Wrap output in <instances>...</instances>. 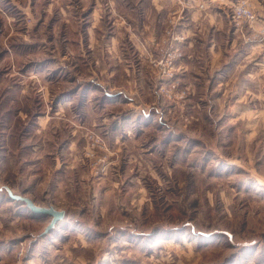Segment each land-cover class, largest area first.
Here are the masks:
<instances>
[{
	"label": "rangeland",
	"instance_id": "obj_1",
	"mask_svg": "<svg viewBox=\"0 0 264 264\" xmlns=\"http://www.w3.org/2000/svg\"><path fill=\"white\" fill-rule=\"evenodd\" d=\"M239 2H247L254 22L234 21L233 7ZM226 4L227 21L246 42L264 43V25L250 0H209L197 9L218 10ZM152 7V0H0V168H7V136L14 135L7 130V107L10 120L23 107L28 126L21 136L30 162L41 136L35 117L51 115L58 87L73 86L69 72L83 83L89 62L100 79L105 57L108 72H115L118 49L128 60L138 55L150 89L146 86L148 95L141 88L128 96L158 111H150L149 125L144 121L141 131L136 123L132 126V139L121 126L124 135L117 143L103 126L81 128L84 179L81 184L72 174V214L98 215L100 209L88 204L99 198L104 213L122 218L99 229L106 232L102 242L116 264H264V100L246 95L235 103L237 96L230 106L241 109L231 112L228 99L223 110L215 111L209 107L210 94L193 96L181 64L190 38L185 26L196 7L170 0L162 34L146 38L135 30L152 18ZM115 76L110 83H116ZM22 88L26 95L19 102ZM27 97L34 98L33 111ZM200 97L204 101L199 103ZM92 98L98 101L100 95ZM122 108L108 107L105 113L109 118ZM105 175L109 180L103 182ZM12 208L7 206V220ZM132 229L139 235H132ZM11 236L7 264H25L27 245L15 233Z\"/></svg>",
	"mask_w": 264,
	"mask_h": 264
},
{
	"label": "crops",
	"instance_id": "obj_2",
	"mask_svg": "<svg viewBox=\"0 0 264 264\" xmlns=\"http://www.w3.org/2000/svg\"><path fill=\"white\" fill-rule=\"evenodd\" d=\"M152 1L155 7L148 10L152 18L150 16L149 20H146L145 27L141 28L138 24L135 30L138 35L146 36V38L159 37L162 34L165 27L163 20L170 3V0H163L161 4H157V0ZM207 1L209 0H187L188 4L195 5L196 12L192 14L184 30L190 38L185 49V59L181 64L182 74L193 96L210 94L212 101L209 107L214 106L215 111L223 110L228 99L226 110L236 112L241 107L234 109L230 106V102L237 96L235 103L242 101L246 95H254L264 100V43H247L239 31L231 26V23L227 21L229 4L219 7L218 10L197 9V5ZM235 1L238 0H227L229 3ZM250 1L258 16L259 24L264 25V0ZM115 44L118 46V41H115ZM134 46L139 53L138 42L134 43ZM117 52L116 58L119 62L116 63L119 68L115 72H108L106 64L108 57L102 59L101 56V64L104 66L101 69L104 70H100V79L97 73L91 70L89 62L88 66L84 67L89 77L87 80L84 79L83 83L79 82L81 78L77 77V74L73 76L72 72H69V76L73 79V86L58 87V91L54 93V111L51 115L35 117L34 126L41 136L36 137L39 143L32 148L31 154L34 158L30 162L27 160L28 155L26 156L25 143L27 142L21 136L23 128L28 126L26 115L21 111L23 107L18 108V114L15 113L12 120L8 118L9 108L7 107V130L14 135L7 136V166L4 165L7 168H0V264H7V257H10V253L7 252L10 251L11 232L15 233L19 239L22 238L27 245L25 264H116L109 257L110 253L105 242H102L107 237L104 234L106 232L99 229L102 223L105 224L110 219L117 224L122 218L104 213L106 206L101 204L103 200L99 198L88 204L93 203L94 207L100 209L98 215L72 214L75 211L71 212L69 208H72L76 201L73 198L76 185L72 182V174L74 177L79 176L81 184L84 179L79 154L82 147L81 128L93 123L99 127L103 126L117 143L119 141L117 139H123L121 137L124 135L121 126L124 125L126 133L128 132L126 138L132 139V132L135 130L132 126L136 123L137 131H141L143 123L147 121L145 125H149L150 111H158L155 107L141 106L136 98L128 96L137 95V91L140 92L141 88L148 95L147 87L150 88L145 81L146 71L141 66L144 63L138 61V55L134 56L133 60L131 58L128 60L124 58V52L119 49ZM128 62H132V65H125ZM114 76L116 83H110L109 77L114 79ZM63 78L66 77H60V79ZM127 78H132V81L129 82ZM39 86L40 90L45 88L42 82ZM97 94L100 98L94 101L92 96ZM25 95L22 88L18 95L19 102H24ZM199 101H204V98L200 97L197 102ZM261 102L262 100L259 101L260 104ZM33 103L34 98L31 101V98L27 97L26 105L30 111L34 110ZM108 107L123 108L108 118L105 113ZM247 109L250 110L249 107ZM124 111L126 113L123 114ZM203 111L205 110L202 108L200 116ZM129 116L131 119L128 118ZM139 116H142V120ZM117 145L115 144L114 148H117ZM120 150L121 148H117L116 152ZM2 163L4 162H0ZM28 163H33L32 165L36 168H31L33 166ZM115 163L119 164L117 160ZM19 179L24 185L19 182ZM107 180L109 177L103 176L102 181ZM7 188L14 194L31 198L38 206H53L57 210L65 211V218L50 233L44 235V229L51 217L35 214L22 202L12 200ZM45 192H47L46 195ZM12 205L13 208L7 220V206ZM114 206L117 207V204ZM16 218L21 221L17 222ZM93 224H97L96 230L92 228ZM120 231L122 232V230L112 231V235ZM131 231L132 235L138 236L140 233L133 229Z\"/></svg>",
	"mask_w": 264,
	"mask_h": 264
},
{
	"label": "water",
	"instance_id": "obj_3",
	"mask_svg": "<svg viewBox=\"0 0 264 264\" xmlns=\"http://www.w3.org/2000/svg\"><path fill=\"white\" fill-rule=\"evenodd\" d=\"M6 190L12 200L22 202L31 212L38 215H46L51 217L49 224L44 229V235L50 233L56 227V225L65 218V211L57 210L53 206H38L31 198L14 194L9 188H7Z\"/></svg>",
	"mask_w": 264,
	"mask_h": 264
},
{
	"label": "built area",
	"instance_id": "obj_4",
	"mask_svg": "<svg viewBox=\"0 0 264 264\" xmlns=\"http://www.w3.org/2000/svg\"><path fill=\"white\" fill-rule=\"evenodd\" d=\"M233 19L237 24L241 22H254L256 19L247 2H239L233 7Z\"/></svg>",
	"mask_w": 264,
	"mask_h": 264
}]
</instances>
